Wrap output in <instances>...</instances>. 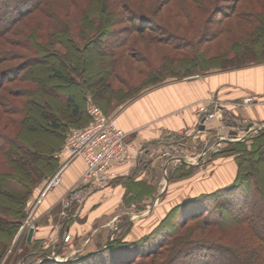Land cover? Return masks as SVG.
<instances>
[{
	"label": "trees",
	"instance_id": "trees-1",
	"mask_svg": "<svg viewBox=\"0 0 264 264\" xmlns=\"http://www.w3.org/2000/svg\"><path fill=\"white\" fill-rule=\"evenodd\" d=\"M35 1L0 0V90L6 91L0 93V110L11 114L9 120L19 127L16 134L7 133L0 114V126H4L0 128V244L5 245L25 217V202L31 191L57 170L60 163L54 155L68 129L90 123L88 97L107 113L168 79L264 62V0H87L86 7L73 0L77 13L63 15L56 6H41V1ZM167 4L171 7L164 15L161 9ZM36 11L39 15L30 24L25 18ZM75 35L84 41L82 46L75 42ZM100 36L108 38L104 51L99 52L106 61L89 70L84 65L85 49L93 52L90 45ZM57 45L61 51L50 49ZM38 64H49L52 72L48 78L59 81L58 93V89L46 87L29 90L27 84L34 82ZM20 83L28 89L18 87ZM11 97L24 98L23 106L20 108ZM50 98H58L65 108L59 109ZM23 129L33 136L46 129L60 140L56 144L51 138L44 150L32 151L21 140ZM225 143L236 148L226 154L236 163L230 184L175 204L151 231L135 240L123 239L127 234L123 231L99 250L53 264H93L103 256H108L109 264H136L138 258L159 255L164 256L160 264H184L185 260H190L189 264H264V227L255 214L262 210H253L250 198L257 192H253L252 179L243 172L245 162L264 161V129L245 140ZM181 166L188 171L173 177L176 180L189 178L196 170L193 164ZM127 176L122 180L130 182ZM10 181L25 194L17 197L8 191ZM219 196H228L231 202L219 204ZM257 197L263 201L264 192ZM206 202L216 209V218L206 215L211 212ZM169 217L176 219L169 221ZM194 220L197 225L179 232ZM206 228L214 229L216 238L203 236ZM230 230L236 245L224 241ZM158 235L161 241L140 253V247Z\"/></svg>",
	"mask_w": 264,
	"mask_h": 264
},
{
	"label": "crops",
	"instance_id": "crops-1",
	"mask_svg": "<svg viewBox=\"0 0 264 264\" xmlns=\"http://www.w3.org/2000/svg\"><path fill=\"white\" fill-rule=\"evenodd\" d=\"M246 96H253L257 102L243 107L235 105ZM211 99L215 105L210 104ZM87 102V106L92 102L89 97ZM201 108L216 112V116L200 119ZM106 114L114 117L127 134L128 142L145 147L141 158L149 164L160 161L163 169L170 158L162 155L161 148L168 146L172 151L181 150L193 161L204 153L209 139L239 130L241 126L245 129L248 123L264 124V62L168 79L142 90ZM194 166L197 174L177 182L175 187L170 186L168 194L179 189L175 204L223 186L222 179L216 183L207 177L204 164ZM150 167L147 164L140 167L138 163L125 178H130V182L122 180L125 176H118L109 189L84 187L83 199L73 201L65 209L63 202L84 169L83 161L74 159L64 170L61 183L42 197L35 211L31 242H38L40 246L45 243L44 248H48V244H58L60 236L69 233L76 243L72 252L81 255L99 250L127 226L131 230L123 237L126 240L148 233L159 222V211H162L152 203L159 194L158 183L146 176ZM208 180L213 186H209ZM101 240L103 244L97 248Z\"/></svg>",
	"mask_w": 264,
	"mask_h": 264
},
{
	"label": "rangeland",
	"instance_id": "rangeland-1",
	"mask_svg": "<svg viewBox=\"0 0 264 264\" xmlns=\"http://www.w3.org/2000/svg\"><path fill=\"white\" fill-rule=\"evenodd\" d=\"M34 1L35 0H32V2H34ZM39 1H41V6H46L47 4H52V5L56 6L60 10V11L59 10L58 11L61 12L62 15L64 13H68V14L69 13H75V12L77 13L76 4L73 5V3H72L73 0H37L35 2L39 3ZM76 1L78 3H80V5H83V7H86L87 0H76ZM88 1L91 2V0H88ZM169 7H171V4L165 5L163 7V9H161L162 10L161 13L163 12V14L166 15L169 12ZM37 9H38V7H37ZM37 13H38L37 11L33 12L32 14L27 16V18H25V19H28L30 21V24L31 23L34 24V22L36 21L37 15H39ZM127 25H129V23H127ZM127 25H124L123 27H126ZM115 27L118 28L117 26H115ZM92 37H93V35H92ZM74 39H75V42L78 44H81V46L84 43V41L77 38L76 35L74 36ZM107 39L108 38L105 36H103V37L100 36L99 38H97V40H98L97 43L93 42L90 45V47H92L94 49L93 52H90L89 48H88V50L85 49L86 60H85L84 65L89 70H96L98 67H101L104 65V63H105L104 61H106V59L104 57H102L99 52L104 51L105 42L107 41ZM224 48H225V46H222V49H224ZM50 49H52L53 51H55V50L61 51L62 47H59V45H57L56 47L55 46L50 47ZM13 64H16V62H13ZM9 65H11V64H9ZM141 66L144 67V64H141ZM0 67H2V66H0ZM35 67H37L38 71H34V69H33L35 74L33 75L32 81H34V82L31 84H27V85H29L28 86L29 90L34 89V88L38 89V87H41L43 89L44 87H46L49 89L51 88L50 90L55 91V89L59 88V81L58 80H56L55 78L54 79L48 78V75H50L52 72L49 68V64H46V65L38 64ZM62 70L65 72V74L68 75L67 70L65 68ZM89 83L92 84L91 81ZM13 85H17V84L14 83ZM18 87H21L22 89H24L26 86H25V83H23V84L20 83ZM26 89H28V88L26 87ZM3 92L6 93V91L0 90V93H3ZM37 92H39V91H37ZM58 92H59V89H58V91H56V93H58ZM5 93L1 94V95H5ZM10 99L13 102H15L16 104H18V106L20 108L23 106V99L24 98H22V97H19V98L11 97ZM50 99L53 100V102H54L53 104L56 105L57 107H59V109H60V107L65 108L64 105L62 104V102H60L58 98H50ZM48 111L52 112L51 108L48 107ZM54 111L57 112L59 115V110L57 111V109L55 108ZM0 114L3 117V120L7 124V127H6L7 133H9L10 135L16 134L17 131L19 130V127L12 124L11 121L9 120V117L12 118L13 116L11 114L4 113L2 110H0ZM14 115L16 116V114H14ZM67 120L68 119H66V121ZM253 126L256 127L255 125H253ZM3 127H4L3 125L0 126V128H3ZM34 135L35 136L30 135V133H28L25 129L22 130L21 135H20L21 140L26 142L32 151L44 150V148L47 147V144L50 143L51 138L53 139V141L56 144L60 140L59 137L57 136V134H55V133L51 134L46 129L45 130L43 129V131H39ZM243 135H246V132L244 131V127L241 126L239 128V130L231 131L230 133H227L226 135H223V136H219V137L215 136V138L209 139V141L205 147V150H204L205 152L202 153L203 154L202 159L199 163L204 164V170H205L207 177L209 179H213L212 181H214L216 183L221 182V179H222L223 180L222 181L223 187L225 185H228L231 183V181L229 182L228 180H230L229 178H231L230 177L231 174H233V172H236V163H235L234 157L231 154L226 155L227 153L234 152L236 148H233V147L227 145L221 139H222V137L232 138L235 136L241 137ZM161 149H163V148H161ZM166 149H168L172 155L174 154V155L182 156L181 154H183V152H181V150L172 151V148L169 146ZM195 152L197 153L199 151L196 149ZM191 157H193V156L191 155ZM0 159H3L1 154H0ZM187 161H190V160H187ZM182 163H185V162L180 161V162H176V164L173 162L167 163V164L165 163L164 167H166V168L164 170V167L162 169L163 165L161 164L160 161H158L155 164H153V163L149 164V162L146 159L145 160H143V158L140 159V162H139L140 167L143 166L144 164L151 166L149 168L146 176L149 179H153L155 181V183H158L159 197L158 196L155 197L152 200V203H154L156 205V207H159L162 209V211L161 210L159 211L160 219L165 215V213L168 209L172 208L175 205V203L177 201L176 197H178L177 192L179 189L177 188L176 192H174L173 194H168V192H169L170 186L175 187L177 182L181 181V180H176L173 177H176L181 172L186 173L188 171L187 170L188 168L181 169ZM199 163H198V165H200ZM195 165H197V164H195ZM243 172L245 174H247L248 178H251L253 181L251 186L253 188V192H257V194L253 193L251 195L250 200L252 202L253 210H256V209L262 210L258 213L256 210L255 214L257 216L256 218H257L259 224H261L264 227V199H263V201H261L257 197L259 192H264V161L262 160L261 162H258V161H251V162L247 161V162H245L244 166H243ZM195 174H197V169L195 170V172H193V174L191 176H193ZM52 175H50L49 177L42 180L31 191V194L26 199L25 217H24L22 223L16 229L14 235L11 237L10 241L7 242L6 245L3 243L0 244V264H53L52 261H58V260L65 259L72 252L73 247H75L76 243L73 241L72 237H71L70 242H64L63 241V243H62L61 242L62 236H60L58 244L52 243L44 251L42 250V247L41 246L39 247V245H37L35 242H31V241L28 242L27 241V234L29 231V226L26 224V222L28 221L29 223H31L34 220L35 215H36L35 211H37L38 207L41 205L40 204L41 201L39 203H37V200H38V198H40V195H41L47 181L49 180V178ZM186 179H188V178H186ZM166 181L168 182L167 185H166ZM212 181L208 180L209 186L210 185L213 186V183H211ZM54 188H52V189H54ZM7 190L10 191L12 194L16 195L17 197H21L25 194L23 188L19 187L16 183L11 182V181L7 183ZM228 198H229L228 196L227 197L219 196L217 198L216 202H218L219 204H229V202H231V201L228 200ZM236 202L237 201L235 200V203ZM238 203L239 202H237L236 204H238ZM209 204H210V206H209ZM211 204H212L211 202H206V205L209 206V210L212 212V213L208 212L206 215L210 216L211 218H216L217 217V214H215L216 209L212 208ZM150 205H151V203H150ZM136 206L139 207V204ZM169 218H170L169 221L176 219V218H172V217H169ZM197 223L198 222L196 220L191 221L190 223L186 224V226H184L183 229L179 230V232L183 233L186 230H188L189 228H193L194 224L197 225ZM24 224L26 226H23ZM129 230H131V226H129L126 230H124L125 231L124 233H128ZM213 233H215V234H213ZM217 234L218 233L215 232L214 229L206 228V229L202 230L203 236L208 235L211 238H212V236L216 238ZM227 234L228 235H226L224 237L225 238L224 241L225 242H231V243H234V245H236L237 241H235L236 236L234 235L233 230H230V233H227ZM233 235L235 236V238H233ZM6 237H7V235H6ZM219 240H221V239H219ZM103 241L104 240H101L100 242L97 243V244H99V245H97V248H99V246H101L103 244ZM160 241H161V236L158 235V237L152 239L147 244L146 243L143 244V246L140 247L142 249H139L140 253L148 252L149 250H147V249L153 248L154 244H158ZM31 253H34V254L31 255ZM135 253H137V252L132 253V255L130 257H133ZM45 255H48L50 257L49 258L50 260H46L47 257ZM76 255H77V253L73 254V256H70V257H74ZM70 257H67V258H70ZM107 257L108 256H103L101 259L97 258V259H95L96 261H94L93 264H109V259ZM144 257H146V258L141 257V258L136 259L135 260L136 264H150V261L152 262V258L154 260L151 264H160L161 262H163V258H164V256H162V255H159L160 258L157 256H155V257L144 256ZM187 262H188V264L191 263L190 260H188V261L185 260L184 264ZM176 264H178V263H176Z\"/></svg>",
	"mask_w": 264,
	"mask_h": 264
},
{
	"label": "built area",
	"instance_id": "built-area-1",
	"mask_svg": "<svg viewBox=\"0 0 264 264\" xmlns=\"http://www.w3.org/2000/svg\"><path fill=\"white\" fill-rule=\"evenodd\" d=\"M256 102L257 100L253 96H246L242 100L236 101L235 105L243 107L253 105ZM210 104L215 105V101L211 99ZM86 112L90 117V123L82 128L71 127L68 129L61 149L54 155L60 164L47 181L37 203L41 201V198L49 190L61 183L64 170L76 158H80L83 161L84 169L79 180L70 189L63 202L65 209H68L73 201H81L83 199L84 187L109 189L114 179L118 176L129 175L131 169L139 163L145 147L128 142L126 139L127 134L116 124L114 117L107 115L99 106L92 102L88 104ZM198 116L200 119L203 117L211 119L216 116V112H208L207 108H201ZM232 138L240 137L235 136ZM166 148L168 147H163L164 150L162 151L163 156L167 159L170 158L166 164L182 160H190L187 162L198 164L201 161L199 159L202 154L191 161L184 154H181L182 156L172 155ZM26 224L29 229H35L33 221L31 223L27 221ZM23 226L26 225L24 224ZM62 238L64 242L71 241L69 233L63 235ZM44 245L45 243L41 245L43 251L47 249L44 248ZM49 246L50 244H48ZM73 254L75 253L71 252L67 257L73 256Z\"/></svg>",
	"mask_w": 264,
	"mask_h": 264
},
{
	"label": "water",
	"instance_id": "water-1",
	"mask_svg": "<svg viewBox=\"0 0 264 264\" xmlns=\"http://www.w3.org/2000/svg\"><path fill=\"white\" fill-rule=\"evenodd\" d=\"M262 129H264V125L263 126H256V127H254L253 126V124L252 123H248L247 125H246V127H245V132H246V135H243L242 137H240V138H227V137H222V141L223 142H236V141H240V140H245L251 133H253V132H259V131H261ZM205 152V151H204ZM203 155V154H202ZM202 159V157L199 159V160H201ZM183 162H185V163H187V164H193V163H189V162H187V161H185V160H182ZM167 181H166V185H167ZM33 232H34V230L33 229H29V231H28V234H27V241H31V239H32V236H33ZM110 240H111V238H110ZM34 253H31V255H33ZM29 256V255H28ZM46 257H49L48 255H45ZM50 258V257H49ZM59 261H62V260H59Z\"/></svg>",
	"mask_w": 264,
	"mask_h": 264
}]
</instances>
